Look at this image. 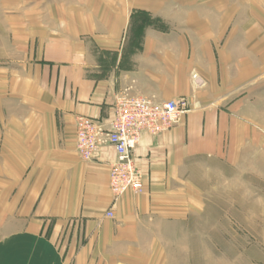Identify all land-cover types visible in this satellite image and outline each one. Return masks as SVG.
Segmentation results:
<instances>
[{
	"label": "crops",
	"instance_id": "0c3cea01",
	"mask_svg": "<svg viewBox=\"0 0 264 264\" xmlns=\"http://www.w3.org/2000/svg\"><path fill=\"white\" fill-rule=\"evenodd\" d=\"M260 9L263 0H0V264H200L216 226L200 181L215 162L238 175L241 204H263L240 216L263 219L264 196L249 193L264 187ZM141 14L153 21L143 30ZM125 96L185 98L191 111L141 136L143 191L115 203L116 154L105 145L83 160L76 125H110Z\"/></svg>",
	"mask_w": 264,
	"mask_h": 264
},
{
	"label": "built area",
	"instance_id": "2783aa9c",
	"mask_svg": "<svg viewBox=\"0 0 264 264\" xmlns=\"http://www.w3.org/2000/svg\"><path fill=\"white\" fill-rule=\"evenodd\" d=\"M193 79L198 86L205 83L198 75ZM191 111L187 99L156 103L146 97H122L118 100L110 125L93 118L77 120V151L81 158L93 162L102 146L116 154L111 167L110 189L116 203L127 192L143 191V175L135 160V150L144 133L159 135L176 128ZM113 217V213H108Z\"/></svg>",
	"mask_w": 264,
	"mask_h": 264
},
{
	"label": "rangeland",
	"instance_id": "374dc122",
	"mask_svg": "<svg viewBox=\"0 0 264 264\" xmlns=\"http://www.w3.org/2000/svg\"><path fill=\"white\" fill-rule=\"evenodd\" d=\"M259 13L264 17V9ZM218 163L211 164L210 176L204 180L201 177L200 181L206 184L202 186H207L205 192L213 200L210 205L216 215L215 231L209 234V244L200 243V264H264V218L240 216L239 212L242 209L255 213L257 205L263 204L255 199L241 204L240 188L234 181L238 175L224 170ZM230 173L232 184L227 179ZM249 193L264 196V187L249 184ZM230 212L232 217L228 216ZM257 222L262 224L259 226ZM204 245H209V249Z\"/></svg>",
	"mask_w": 264,
	"mask_h": 264
},
{
	"label": "trees",
	"instance_id": "16d2710c",
	"mask_svg": "<svg viewBox=\"0 0 264 264\" xmlns=\"http://www.w3.org/2000/svg\"><path fill=\"white\" fill-rule=\"evenodd\" d=\"M140 19H141V24H140L139 28H142L141 30H143L146 26L153 24V21L151 20L149 15H142L141 14Z\"/></svg>",
	"mask_w": 264,
	"mask_h": 264
}]
</instances>
